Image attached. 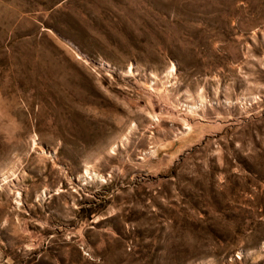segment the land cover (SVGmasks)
I'll return each instance as SVG.
<instances>
[{"label": "rangeland", "instance_id": "obj_1", "mask_svg": "<svg viewBox=\"0 0 264 264\" xmlns=\"http://www.w3.org/2000/svg\"><path fill=\"white\" fill-rule=\"evenodd\" d=\"M0 264H264V0H0Z\"/></svg>", "mask_w": 264, "mask_h": 264}]
</instances>
